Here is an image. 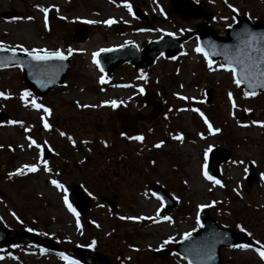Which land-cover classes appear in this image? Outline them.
Here are the masks:
<instances>
[{
  "label": "rangeland",
  "instance_id": "obj_1",
  "mask_svg": "<svg viewBox=\"0 0 264 264\" xmlns=\"http://www.w3.org/2000/svg\"><path fill=\"white\" fill-rule=\"evenodd\" d=\"M196 1L205 3L214 12L209 24L220 31L222 27L218 25H224L220 21L230 22L232 19L233 11L229 5L264 21V0ZM169 2L0 0V44L4 48L20 45L29 50L60 49L67 54L68 49L73 50L65 84L40 100L29 97L25 101L20 100V94L26 88L20 69L0 70V93H4L0 96V112L6 114L0 124V227L17 231L31 229L58 242L57 253H41L40 248H26L23 244L0 245V264H67L61 253L76 260L73 250L78 247L103 252L110 262L116 264H186L175 253L165 259L157 258L153 253L162 248H172L185 232L191 233L199 228L196 224L197 205L201 204L209 206L199 210L200 219L208 213L221 226L234 229L240 225L259 244H264V180L261 179L264 175V124L253 123L264 122V93L256 98H245L232 85L229 71L219 68V65H212L213 70L209 71L203 55L194 51L195 39L176 60L157 61L145 71L149 74V81L124 67L106 78V83L99 82L103 75L92 63L93 52L124 45L125 41H148L168 32L181 35L183 29L194 27L195 21L180 19L172 12ZM125 3L132 10L138 7L149 14L150 26L136 20ZM40 8H47V14ZM5 13L8 16L4 17ZM45 15L47 29L44 26ZM107 19H113L115 23L103 24L102 21ZM85 20L98 23L88 24L83 22ZM82 26L87 27V40L77 45L72 37ZM17 51L20 52L18 48ZM97 77L98 96L94 90H84L86 86L96 89ZM147 86L157 94L156 100L164 103L167 110L153 125L143 130L144 143L120 139L118 130L109 135L108 132H114L112 129L116 122L105 121L108 114L113 116V111L108 108L111 104L105 102L131 100L139 89L146 90ZM209 89L213 100L206 104L205 93ZM229 92L232 93V101L228 99ZM179 96L189 99L181 100ZM97 98L98 111L93 108L82 110L74 104L91 105ZM52 99L61 101L53 103L55 105L47 115L42 109L30 106L33 100L43 105ZM233 103L235 107H232ZM142 107L130 109L142 111ZM193 108L199 112L191 111ZM96 111L98 125L101 124L98 139L109 142L110 146L114 144V150L99 143L96 152L94 141L97 133L93 128ZM200 113L213 128L221 131L209 133ZM42 117L50 126L54 124L53 130L44 128ZM63 117L69 122H65ZM9 120L21 123L8 124ZM61 130L71 133V139L68 137L63 143L59 137ZM176 134H180L182 139L175 140ZM30 140L40 147L48 146L52 152L57 151L63 157L61 162L66 164V169L52 168L47 162L49 171L45 172L46 160L41 157V148L29 147ZM78 141L87 143L79 144ZM160 141H163L160 148L153 147ZM74 142L78 147H72ZM61 146L68 148L69 154L63 156ZM209 146L229 152L230 159L220 166L219 175L214 178L219 179L223 187L202 176L201 167L206 170L203 152ZM34 163L37 164L36 172L24 170V175L15 174L22 165ZM249 164L255 166L258 181L248 186L245 178ZM9 173L13 175L9 177ZM51 180L64 186L72 207L69 191L73 184L82 186L92 197L85 220L68 211L63 201L65 193L56 189ZM153 183L165 187L175 198L177 205L172 212H165L161 201L149 191V185ZM104 199H113L116 207L110 208ZM120 216L144 219L121 220ZM164 216L169 220H164ZM165 240L169 242L164 244ZM221 257L224 264H264L251 249L223 248ZM94 264H100L99 259Z\"/></svg>",
  "mask_w": 264,
  "mask_h": 264
},
{
  "label": "water",
  "instance_id": "obj_2",
  "mask_svg": "<svg viewBox=\"0 0 264 264\" xmlns=\"http://www.w3.org/2000/svg\"><path fill=\"white\" fill-rule=\"evenodd\" d=\"M173 11L184 19L199 18L201 16L208 17V14L201 12L200 7L190 0H171ZM138 18L143 19L142 15L136 10ZM248 31L256 34H264V24H252L245 17H238L237 23L227 29L226 37H219L217 32L208 27L206 24H201L198 30L186 34L184 39L165 36L159 40L152 41L144 49L139 50L135 45H127L122 48L113 49L112 51L100 52L98 61L100 70L106 75H110L112 71L118 66L123 64H130L136 69L143 68L144 66H151L155 59L161 53L165 58H172L181 52V41H184L196 35L201 46L209 53V59L215 63L219 60L220 63H226L224 56L221 54L224 50H228L229 54L234 53L235 48L240 44V39H243V32ZM83 32L81 40L86 38V33ZM240 34V35H238ZM205 42H208L207 44ZM210 44L216 46L215 53L209 47ZM18 66L22 69V79L26 84L27 89L35 96L43 97L51 89L63 84L65 75L70 69V60L66 58L63 61L50 60L45 62L31 61L25 54L18 52H11L7 49L0 50V68ZM239 68V65H234ZM243 93L247 91H254L255 93L264 91L262 87H249L248 84H241ZM208 97V96H207ZM146 105L150 101L145 99ZM207 102H210L208 97ZM153 111L149 117L144 116H128L126 114H119L118 121L120 129L127 134L129 130L133 133L136 132L137 121L140 119L150 122L155 119L161 112L160 105L153 103ZM4 114L0 113V122L4 118ZM229 159V153L222 149L212 150L208 162V171L212 176L218 175V167L221 163ZM254 167L250 166V175L247 177V183L250 185L256 181ZM151 190L159 196L167 211L175 208V201L170 195L160 186H152ZM72 196L74 197L75 207L80 214L85 216L88 209L89 202L83 196L82 191L77 188H72ZM200 229L190 234L187 239H183L175 244L174 251L182 256L188 264H221L220 248L232 247L237 244H247L250 247H255L256 243L248 236L246 232H235L231 228L219 227L216 222L206 214L201 221ZM24 242L35 246H44L51 251H57L58 247L55 241L46 239L40 235L33 234L28 231L17 232L10 229L0 228V243H20ZM78 259L84 263L92 264L98 258L102 264H106L105 256L96 254L85 248H77L73 251ZM169 251H159L156 255L164 258Z\"/></svg>",
  "mask_w": 264,
  "mask_h": 264
},
{
  "label": "snow or ice",
  "instance_id": "obj_3",
  "mask_svg": "<svg viewBox=\"0 0 264 264\" xmlns=\"http://www.w3.org/2000/svg\"><path fill=\"white\" fill-rule=\"evenodd\" d=\"M124 6L128 9L129 13H131V11H132L131 6L128 5L127 3H125ZM229 7L232 9L233 12L237 11V9L235 7H233L231 5H229ZM40 11L47 14L48 9L47 8H40ZM161 14L163 15V12H161ZM28 19H31V17H29ZM60 19H65V18L60 17ZM83 22L88 23V24L98 23V21H93V20H85ZM102 23L105 25H111V24L115 23V21L113 19H107V20L102 21ZM44 26L47 29L48 22H47L46 15H45ZM228 27H231V25H228ZM157 31H159V29H157ZM166 35L173 36L174 34L172 32H168V33H166ZM238 35H240V34H238ZM242 35L244 38L240 39V44L235 48L234 53L229 54L228 50H224V52L221 53L224 56L226 63L219 64V68H221L225 71H229L231 73L232 81H233V83L236 84L237 87H239L241 84H248L249 87H262V88H264V34L252 33L250 31H248L247 29H245ZM205 43L207 44L208 42H205ZM125 44H131V41H125ZM124 46L125 45H120L119 47H124ZM209 47L212 49L213 53H215L216 46L214 44H210ZM17 48L19 49L20 52H23L31 61H35V62H45V61H50V60L63 61L67 58L65 53L63 51H61L60 49H56L54 51H49V50L44 49V48H39V49L32 48L29 50L23 46L17 45L15 47H12L11 49H8V51L15 53L17 51ZM0 50H4L2 44H0ZM112 50L113 49H110V48H101V49H99V52H107V51H112ZM72 51L73 50L71 48L68 49V55L69 56L72 54ZM194 51L196 53L202 54L204 56V59L207 62L208 70L212 71L213 70L212 61L209 59V53L207 51H205V49L201 46L199 41L196 43ZM99 52H93L92 53V63L95 64L96 67H98V68L100 67L99 61L97 60V56L99 55ZM161 55H163V53H161ZM172 59H176V57H172ZM234 65H239V68L235 67ZM142 78H143V76H142ZM99 82L105 83V77L100 76ZM142 91H143V89H141V92ZM3 95H4V93H0V96H3ZM174 95H178V94L174 93ZM254 95H256V93L254 91H247L244 93L245 97H250V96H254ZM29 96H30V94L25 90L20 94V100L25 101V98L29 97ZM179 99L184 100V99H189V98L184 97V96H179ZM228 99H229V101H232V99H233L231 92L228 93ZM105 103H110L113 108H115L117 105V102L114 100L110 101V102H105ZM30 106L34 109H38V110L42 109L46 115L50 114V110L47 107H44L42 104L36 103L34 100L31 101ZM77 106L78 107H89V105H79V104ZM232 107H235L234 103H233ZM191 111L199 112V110L196 108L191 109ZM245 111H250V109H245ZM200 115H201V118L203 119L204 124L207 125L209 133H219L221 131L220 128H213V126L208 121V119L204 117L203 113H200ZM41 119L43 121L44 118L42 117ZM7 123L8 124H16V123H21V122L9 120ZM253 123L264 124V122H253ZM43 126L45 129H48L50 127V125L47 122H44ZM242 126H246V125H242ZM27 130L28 129H25V131H27ZM60 135L64 136L65 133L61 132ZM173 138L175 140L179 141L182 139V136L180 134H176ZM69 139H71V138L69 137ZM131 139H135L137 141H140L143 139V137L142 136H136V137H131ZM102 143H103V141H102ZM162 144H163V141H160V142L156 143L155 145H153V147L160 148L162 146ZM33 145H35L36 148L40 147V145L37 144L34 140H30L29 147H32ZM210 151H211V146H209L208 148H206L204 150L203 157H204L205 161H207ZM234 163H243V162L242 161H234ZM24 170H27L28 172L34 173L38 170L37 164H35V163L30 164V165L24 164V165H22L21 168H17L15 170V174L16 175H24ZM43 170L45 172L49 171V168L47 166V161H44V169ZM201 171H202V176L205 180L212 181L214 185H219L220 187H223V184L221 183V181L219 179H214L213 176L209 175L208 171L204 170L203 166L201 167ZM8 175H9V177H11L13 175V173H9ZM261 179L264 180V175L261 176ZM50 182L52 185L55 186L56 189L65 193L63 196V201H64L65 206L67 207L69 212H71L73 215H77L75 209L72 207V205L68 201V197L66 194V190L64 189V186L56 180H51ZM234 191H235V189H234ZM156 198L158 200L160 199L159 196H157ZM208 206L209 205H204V204L197 205V218H196L197 226H202V225H200L199 210L203 209L205 207H208ZM119 219H121V220H125V219H127V220H142V219H144V217L120 216ZM148 219H151V217H149ZM163 219L169 220V217L164 216ZM76 226H77V228L80 227L79 221H77ZM237 228L240 229L241 232L244 231V229L240 225H237ZM29 231H31V229H29ZM190 234L191 233H189V232H185L183 234V238L187 239L190 236ZM170 239H171V237H169V240ZM169 240H165L163 243L167 244L169 242ZM93 243H95V242L93 241ZM257 243H259V242H257ZM89 247H91V245H89ZM232 247L239 248V249H247L250 246L247 244H238V245H232ZM41 251H43V250H41ZM254 251L259 256L260 261L264 262V244H259V247L255 248ZM61 258L64 259L67 262V264H77V262L75 260H72L69 257L64 256L62 253H61Z\"/></svg>",
  "mask_w": 264,
  "mask_h": 264
},
{
  "label": "flooded vegetation",
  "instance_id": "obj_4",
  "mask_svg": "<svg viewBox=\"0 0 264 264\" xmlns=\"http://www.w3.org/2000/svg\"><path fill=\"white\" fill-rule=\"evenodd\" d=\"M86 87H87V89H86ZM85 87V91H87L88 89L90 90L91 88H89L90 86H86ZM96 89H94V92H96L97 93V96H98V77H97V80H96ZM95 93V94H96ZM40 100V99H39ZM53 101V102H52ZM52 101L51 100H49V102L47 101H45L44 102V106L45 107H47L50 111L53 109V106L55 105H53V103H56V102H58L59 103V101H61V100H59V99H52ZM143 101V94H141V97H140V102L141 103H143L142 102ZM37 102V101H36ZM65 102V104H68V101H64ZM37 103H40L39 101L37 102ZM42 104V103H41ZM74 104L77 106L78 104L79 105H89V107H81V109L82 110H85V109H91V108H93V109H95V110H97L98 111V98H97V100L93 103V104H84V103H82V104H80L79 102H74ZM94 106V107H93ZM117 106V105H116ZM122 107H123V109L125 110V111H128V112H133L131 109H130V106L127 104V103H123L122 104ZM164 108L166 109V107L164 106ZM92 109V110H93ZM114 109V108H113ZM94 110V111H95ZM96 111V112H97ZM95 116H94V119H95V122H94V124H93V128H95L96 129V133H97V138H96V140H95V147L97 148V150H96V152H98V133H99V130H98V128L99 127H101L100 125L101 124H99L98 125V112H97V114L95 113L94 114ZM47 119V118H46ZM63 119H64V121L65 122H69V121H67L64 117H63ZM115 118H113V116L111 115V114H108V116H107V119L105 120V121H107V120H109V121H111V120H113L114 122H115V120H114ZM44 120V119H43ZM58 121V120H57ZM44 121H42V123H43ZM116 124V123H115ZM89 125H91V124H89ZM61 127V126H60ZM116 128V127H115ZM112 129V131H114L115 132V130L116 129ZM140 128H141V133L140 134H142L143 133V130L145 129V130H147L148 129V126H146L145 124H140ZM50 129L51 130H53L54 129V124L53 125H51L50 126ZM66 139V135L64 136V137H62V142L64 141ZM82 139H85V138H82ZM59 141H60V139H59ZM66 141V140H65ZM64 143V142H63ZM60 148H63V150H62V152H61V154L63 155V156H65L66 154H69V149L68 148H64V146L62 147H60ZM51 153V152H50ZM49 153V156H51V158L48 160V162L50 163V165H51V167L53 168V167H55V168H59V169H62V164L60 163L61 162V159L63 158V157H60L59 156V154H56L57 153V151H56V155H52V153L50 154Z\"/></svg>",
  "mask_w": 264,
  "mask_h": 264
},
{
  "label": "trees",
  "instance_id": "obj_5",
  "mask_svg": "<svg viewBox=\"0 0 264 264\" xmlns=\"http://www.w3.org/2000/svg\"><path fill=\"white\" fill-rule=\"evenodd\" d=\"M237 228V227H236Z\"/></svg>",
  "mask_w": 264,
  "mask_h": 264
}]
</instances>
